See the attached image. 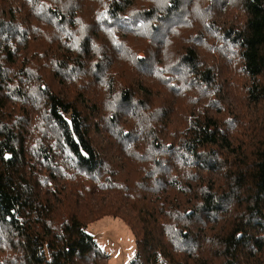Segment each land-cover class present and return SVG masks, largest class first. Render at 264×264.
<instances>
[{
	"label": "trees",
	"instance_id": "16d2710c",
	"mask_svg": "<svg viewBox=\"0 0 264 264\" xmlns=\"http://www.w3.org/2000/svg\"><path fill=\"white\" fill-rule=\"evenodd\" d=\"M230 1L0 0V264H108L106 214L128 264H264V0Z\"/></svg>",
	"mask_w": 264,
	"mask_h": 264
},
{
	"label": "rangeland",
	"instance_id": "374dc122",
	"mask_svg": "<svg viewBox=\"0 0 264 264\" xmlns=\"http://www.w3.org/2000/svg\"><path fill=\"white\" fill-rule=\"evenodd\" d=\"M196 1L198 2L200 0H196ZM196 1L194 0V6H197ZM229 1L227 0V2L225 3L226 5L223 4L221 6V10L219 14L215 12V17L217 20L218 19L220 20V17L228 18L232 16V14H235L234 16L237 17L239 20L242 19V13L236 8L237 7L236 4L227 8V5L231 3V1L230 2ZM21 6L23 7V4ZM204 9H205V5H203L200 11ZM192 11L195 10L193 9ZM187 13L188 12H186V17L191 18L190 16L187 15ZM16 15L18 19L22 21L20 18L21 13L17 12ZM83 19L85 22L89 24L91 23L89 15L87 14L84 15ZM41 28L42 31H39L38 33L39 36L32 35L29 38L28 45L25 48L21 46V48L18 49L20 52H22V54L27 53V56L29 58H32L33 55L35 56L36 54H41V56H44L42 52L44 51L43 48H46L47 47L46 43H48L53 39V37H55V30H53L47 24L42 23ZM207 30L201 28L199 30V33H201V35L208 34ZM81 32L85 34V31H81ZM99 42L103 43L102 40ZM144 46H145L144 43L140 41V45L136 49L141 50ZM28 50L29 51L32 50L31 51L32 53L34 52L36 53L32 55L31 53L28 52ZM202 51L203 54L207 52V50L204 48ZM132 70L134 69L127 67L125 64H121V66H119V71L126 77H130L134 74ZM240 93L241 92H239V94ZM155 102L159 106V104L162 103V98L156 99ZM97 199L98 198H96V200L93 201L94 204H97ZM115 199H120V198L116 196ZM99 201L101 202L102 200ZM89 216H90L89 218H91V215ZM87 223H88L86 228L87 232L94 237L100 248H102L109 255L108 264H128L129 260L133 257L135 253V238L132 235L129 226L122 219H120L119 217H114L111 214H106L97 217L95 219H92L91 221H88Z\"/></svg>",
	"mask_w": 264,
	"mask_h": 264
},
{
	"label": "snow or ice",
	"instance_id": "6c2138e0",
	"mask_svg": "<svg viewBox=\"0 0 264 264\" xmlns=\"http://www.w3.org/2000/svg\"><path fill=\"white\" fill-rule=\"evenodd\" d=\"M5 158H7V157H5Z\"/></svg>",
	"mask_w": 264,
	"mask_h": 264
}]
</instances>
